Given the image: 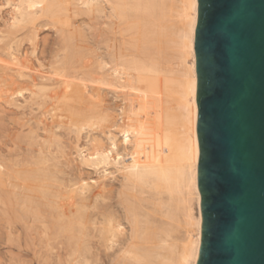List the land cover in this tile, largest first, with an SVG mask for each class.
<instances>
[{
    "label": "bare ground",
    "instance_id": "bare-ground-1",
    "mask_svg": "<svg viewBox=\"0 0 264 264\" xmlns=\"http://www.w3.org/2000/svg\"><path fill=\"white\" fill-rule=\"evenodd\" d=\"M5 6L0 82L6 89L0 102L26 110L37 104L32 110L39 106L52 119L45 122L39 113V120L33 115L38 126H30L34 117H22L30 126L21 123L27 151L0 153V220L10 224V237L5 224L0 228L6 240L17 237L18 243L11 240L17 250L32 245L29 250L45 264H197L199 0H4L0 11ZM84 15L89 26L78 19ZM39 18L58 29L55 40L60 32L62 38L50 41L59 49L50 48L49 66L42 59L50 67L43 72L41 64V72L34 68L41 60L35 66L30 56L49 53L41 48L44 37L45 45L40 41L34 52L43 30ZM87 26L93 32L88 28V38ZM20 32L34 53L21 51L15 39ZM109 92L120 104L107 99L113 97ZM21 94L26 103H16ZM4 117L0 125L6 128L13 117ZM17 133L21 141L12 140L24 144ZM17 223L28 236L22 245Z\"/></svg>",
    "mask_w": 264,
    "mask_h": 264
},
{
    "label": "water",
    "instance_id": "water-1",
    "mask_svg": "<svg viewBox=\"0 0 264 264\" xmlns=\"http://www.w3.org/2000/svg\"><path fill=\"white\" fill-rule=\"evenodd\" d=\"M197 264H264V0H199Z\"/></svg>",
    "mask_w": 264,
    "mask_h": 264
},
{
    "label": "rangeland",
    "instance_id": "rangeland-1",
    "mask_svg": "<svg viewBox=\"0 0 264 264\" xmlns=\"http://www.w3.org/2000/svg\"><path fill=\"white\" fill-rule=\"evenodd\" d=\"M0 1H2V0H0ZM2 2L4 3V0H3ZM3 3L0 2V4H3ZM6 8L8 9V7H6V6L3 8V9H4V10H3L4 12L0 11V26H1V27L4 26V21H6L5 18H6V17L8 18V14H7L8 12L6 13V11H7ZM42 17H43V16H42ZM82 17H83V18H82ZM43 18H44V17H43ZM39 19H40V18H39ZM39 19H36V21L38 20V21H37L38 23L40 22ZM41 19H42V18H41ZM41 19H40V20H41ZM78 19H79L80 22H81V21H86V20H88V17H87L86 15H84V16H80V17H78ZM43 20H44V22H42ZM43 20H41L42 25L45 24V22H46V21H45L46 18L43 19ZM36 21H35V22H36ZM88 21H89V20H88ZM88 21H86V23H84V24L89 26V24H87ZM1 22H2V23H1ZM37 22H36V23H37ZM39 24H40V23H39ZM82 24H83V23H82ZM84 24H83V25H84ZM42 25H41V26H42ZM85 25H84V27H86ZM48 26H49V25H48ZM88 26H87V29H86L85 33H83L84 35L87 34V33H89V31H88L89 29H88V28H90V27H88ZM43 27H45V29H44ZM50 27H53V26L50 25ZM50 27L47 28V26H44V25H43V26L41 27L43 30H41V28H40L41 31H40V32H39V30L37 31V32L40 33V34H39V33L37 34V36H38L40 39H39V38L36 39V41L38 40V41L36 42V44H35V45H36L35 48L37 49V51H36V49H35L34 52H36V53L39 52V49H38V48L41 47V44L45 45V43L47 42L48 45H50V44H51L50 41H52V43H53V39H54V44H55V43H59V42L61 41V40H60V38H61V32H60V38L58 39L59 35H58V37H56V38L59 40V41H57V40H55L54 37L56 36V34H57L58 32L55 31V29H56L55 27H54V29H53V28H50ZM1 29H4V27H2ZM56 30L58 31V29H56ZM54 31H55L56 34L54 33ZM90 31H91V28H90ZM83 32H84V31H83ZM86 32H87V33H86ZM21 33H22V36H21V35H19V36L17 35L16 38H15V39L18 40V41H19V39H20V41L23 43V44L21 45V42L19 41V43H20V44H19L20 49H22L21 51H23L24 54H25V52H28V51H29V52H32V51H33V48H32V47H34V45H33L31 42H27V41H28V38L26 37L27 34H26V35L24 34L25 32H20V33H16V34H21ZM96 33H98V32H96ZM96 33H94V34H96ZM23 34H24V37H23ZM58 34H59V33H58ZM67 34H68V33H67ZM91 34H93L92 31H91ZM84 35H83V36H84ZM88 35H90V33L87 34V35H85V36H86L87 38L91 36V35H90V36H88ZM96 35H97V34H96ZM40 36H41V37H40ZM92 36H93V35H92ZM25 37L27 38V41H26ZM43 37H44V40H43ZM80 37H81V36H80ZM45 38H48V39H49V42H48V39H45ZM81 38L83 39V37H81ZM81 38H79V40H80ZM84 38H85V37H84ZM87 38H86V39H87ZM94 38H95V37L93 36V39H94ZM61 39H62V38H61ZM90 39L92 40V37H91ZM22 40H23L24 42H23ZM41 40H43V42H45V40H47V41H46L45 43H43ZM40 41H41V42H40ZM88 41H89V39H88ZM88 41H87V42L85 41V42L87 43L86 46H87L88 44H90V42H91V41H89V42H88ZM4 42H5V41H4ZM4 42H2V44H4ZM39 42H40L41 44H39ZM82 42H83V40H82ZM0 43H1V42H0ZM29 43H31L33 46H32V45H29ZM37 43H38V46H37ZM47 43H46L45 46L42 45L43 47H41L42 49L45 48L44 51H46V52L49 50V53H48V52H47V53H45V52L42 53V52H41V54H44V53H45L44 56L41 55V54H39L40 52L38 53V54H39L38 57H37L38 54H32V53H34V52L31 53L32 55H30V54L28 53L30 56H33V55H34V57H31L32 63H33V61H36V60H37V62H38L39 60H41V61L38 62V63H39V64H38L39 66H38V65H37V66L35 65L37 62H36V63H35V62L33 63V65L36 66V67H34V68L37 69L38 72L41 70V67H43L45 61H47V59H48L49 57L51 58V54H52L51 51H52V50L54 51V49H55V48L53 49V46H54V47L57 46V48H58V45H59V44H58V45H53V46H52V44H51V46H47ZM49 43H50V44H49ZM78 43H79V42H78ZM80 43H81V40H80ZM80 43H79V44H80ZM81 44H82V43H81ZM81 44H80V45H81ZM39 45H40V46H39ZM82 45L85 46L84 43H83ZM0 46H1V44H0ZM4 46H5V44H4ZM29 46H32V47H31V48H32L31 51L29 50V49H31V48H29ZM46 46L49 47V48H47ZM37 47H38V48H37ZM51 47H52V48H51ZM3 48H4V47H3ZM3 48H2V49H3ZM26 48H27V51H24L23 49L26 50ZM50 48H51V51H50ZM42 49H41V51H42ZM58 49H59V48H58ZM58 49H57V50H58ZM1 51H2V50H1V47H0V52H1ZM4 51H5V50H3L2 52H4ZM55 51H56V49H55ZM5 52H6V51H5ZM56 52H57V51H56ZM56 52H54L53 55H55ZM50 53H51V54H50ZM2 54L5 55V53H2ZM2 54L0 53V58L3 59L4 56L1 57ZM21 54H22V52H21ZM47 54H48V55L50 54V55L47 57V56H45V55H47ZM40 55H41V56H40ZM35 57H36V58H35ZM82 57H83V56H82ZM4 58H6V56H5ZM33 58H35V59H33ZM52 58H53V56H52ZM52 58H51L50 60H52ZM87 58H88V57H86V58L83 57V61H84V59L87 60ZM42 59H46V60L44 61V60H42ZM80 60H81V58H80ZM83 61H82V62H83ZM40 62H41V63H40ZM47 62H48L47 65L49 66V65H50V63H49L50 61L48 60ZM40 64L42 65L41 67H40ZM45 65H46V64H45ZM45 68H48V70L50 69V67H45ZM45 68H44V67L42 68V69H43L42 72H43L44 70H46ZM39 69H40V70H39ZM84 69H85V68H84ZM37 70H36V71H37ZM40 72H41V71H40ZM0 73H1V72H0ZM1 74H2V73H1ZM1 74H0V75H1ZM1 76H2V75H1ZM1 76H0V80H3V78H1ZM1 82H2V81H1ZM1 82H0V93H1L2 90H4V88L6 89V86L3 85L4 83H1ZM2 92H3V91H2ZM24 92H25V91H24ZM24 92H23L22 94H24V95L26 94L25 96L28 97V94H27L28 92H27V93H26V92L24 93ZM22 94H21V96H20V95H18V96L15 95V98H16V99H18L19 96H20L19 98H21V99H18V101H17L16 103H21V102L23 101V100H22V96H23ZM108 94H110V92H109ZM111 94H112V95H111ZM111 94H110V97H112V96L114 97V96H115V94L113 95V92H112ZM0 95H1V94H0ZM2 95H4V93H2ZM23 97H24V96H23ZM108 97H109V95H108ZM108 97H107V99H109V101L112 100V101L114 102V100H115V101H116L115 104H117V103L120 104V102H121V101H120V102H117L120 98H118V100H117V98H115V97H114V98L112 97L113 99H112V98H108ZM24 98H25V97H24ZM25 100H27V99H25ZM3 101H4V100L2 99L1 102L5 104L6 102H5V101L3 102ZM20 101H21V102H20ZM112 101H111V102H112ZM1 102H0V104H1ZM23 102H25V101H23ZM23 102H22V103H23ZM113 102H112V103H113ZM25 103H26V102H25ZM4 104H3V105H4ZM113 104H114V103H113ZM1 105H2V104H1ZM1 105H0V113H1L2 116H0V118L3 117V115H4V116L6 115V118L4 117L5 120L13 117L12 120H13V121L16 120V122H17L16 124L18 125V127H17V125L14 124L15 121H14V122L12 121L13 123L10 121V122H7L8 125L11 124V125H9V126H10V127H9V126H7V124H5L6 121H5V122L2 121V122L6 125L5 127L7 128V130H2L3 132H0V133H1V134H0V153L3 154V155L6 154V156H7L8 154H7L6 152H9V151H10V152L12 151V153H16V152L19 153V151L23 153V152H26V151H27V147H28L27 145H28V144L26 145V143H27V139H28V138H27L26 136H27L28 132L26 131V127L28 128L29 125H27V123H28L27 120H28V119L26 120V118L31 117V118L29 119V121H32V120H33L32 122H34V123H33V124H32V122L29 123L30 126H32V125L36 126V125H37V124H36V121L39 120V116H40L39 113H43V114H45V115H43V116L41 115V116H42V117L40 116L41 119H42L43 117H46V119L43 118V121H44V119H45V122H49V121H50L49 123L52 122V119L50 120V117H51L50 112H48V113H47V112L44 113L43 111H45V109H43V108H42L43 111L39 112V111L41 110V108H40V110H38V107H39V106L37 107V110H36L35 112H34V110H32L33 107H34V109H36L35 107L37 106V104H36V105H33V106L30 107V108H27L28 106H26V108H27L28 111H27L25 108H24V109H25V110H24V109H21V108L18 109L16 106H13V105H7V103H6L7 106L4 105L5 107H7V109H5V107H4L3 105H2V106H1ZM14 107H15V108H14ZM4 110H5V111H4ZM21 110H24V112L22 111L21 114H18V113H20ZM29 110L33 111V114H32V112H31V114H30V113H29ZM12 111H13L14 113H13ZM25 111L28 112V113L26 114ZM11 112H12V113H11ZM2 113H3V114H2ZM10 113H11V114H10ZM23 113H24V114H23ZM36 114H38V115H36ZM33 115H34V116L36 115V117H37L38 120H37ZM7 116H8V118H7ZM18 116H19V117H18ZM32 116H33L34 118H33ZM48 116H50V117H48ZM22 117H26V118L23 119V120L21 121V118H22ZM47 117H48V120H47ZM14 118H16V119H14ZM32 118H33V119H32ZM31 119H32V120H31ZM1 120H3V118H2ZM9 120H10V119H9ZM25 120H26V121H25ZM46 120H47V121H46ZM7 121H8V120H7ZM18 121H19V122H18ZM20 121H21V122H20ZM23 121H25V122H27V123H25V122H23ZM21 123H22V124L24 123L25 125H24V124H23V125H24V126L27 125V126H26L25 128H23L22 125H21ZM1 124H2V123H1ZM35 124H36V125H35ZM13 126H14V127H13ZM30 126H29V128H30ZM37 126H38V125H37ZM2 127H3V129H6V128H4V126H1V125H0V128H1V129H2ZM8 127H9L10 131H9ZM14 128H15V129H14ZM13 129H14L15 132H14V131H11V130H13ZM16 130H17V131H16ZM27 130H28V129H27ZM4 131H5V132H4ZM39 131H40V133H41V130H39ZM10 132H11V133H10ZM12 132H14V133H12ZM16 132H18L19 135H20V133H22V135H24V136L20 135L21 137L25 138V141H24L23 138L20 137V138L23 140V143L25 142L24 144H22V142L19 144V142H20L21 140L19 139V136H18V138H16V137H17L16 134H15ZM42 132H43V131H42ZM5 133H6V135H5ZM18 133H17V134H18ZM23 133H24V134H23ZM65 133H68V132L65 130ZM8 134H11V135H8ZM68 134H69V133H68ZM1 135H2V136H1ZM66 135H67V134H65V136H63V137H64L63 139H64V141L66 140L65 142H67V141L69 142V139H68V137H66ZM70 135H71V137L69 136V138L71 139L74 135H73V136H72V134H70ZM14 136H15L16 139H18V141L20 140L19 142L16 141V142L19 144V146H20L19 149H18V145H17V143H15V139L12 140ZM84 136H86L85 133H84ZM65 138H66V139H65ZM84 138H85V137H84ZM67 139H68V140H67ZM13 141H14V142H13ZM70 141H71V140H70ZM83 141L85 142L86 139H84V140L82 139V143H83ZM68 142H67V143H68ZM13 143H14V144H13ZM16 145H17V147H14V146H16ZM21 146H22V147H21ZM12 147H13V148H12ZM24 147H25L26 149H25ZM15 148H16V149H15ZM20 148H21V149H20ZM22 148H23L25 151L22 150ZM8 150H9V151H8ZM16 150H18V151H16ZM21 150H22V151H21ZM12 153H11V154H12ZM20 154H21V153H20ZM23 154H24V153H23ZM4 156H5V155H4ZM8 156H10V153H9ZM8 158H9V157H8ZM93 175H94V174H93ZM94 176H95V175H94ZM193 202H194V203H193ZM192 205H193L192 207H193V209H194L193 212H194L195 216H197V215L199 214V213H198V212H199V211H198V210H199V209H198V208H199L198 203H197L196 201L193 200V201H192ZM0 206H5V204H1V202H0ZM180 214H181V213H180ZM196 214H197V215H196ZM181 215H182V214H181ZM9 216H10V215H8V217H9ZM5 218H7V217H5ZM182 218H183V216H182ZM3 219H4V218H3ZM3 219L0 220V225L5 224V223H4L5 221H2ZM180 220H181V222L179 221V223H180V224H183V226H184L185 221H182V220H184V219H180ZM7 221H8V220H7ZM182 222H184V223H182ZM6 223H7V222H6ZM19 224H20V223H19ZM19 224L17 223L18 227L20 228L19 231H21V233L18 231L17 233H19V234H17V236L19 235V238H18V239L20 240V239L24 238L23 236H25V231H26V230H25V228H23L24 226L22 227V226L19 225ZM21 224H22V223H21ZM5 225H6V228H5V226H1V227H2L3 230H5V231L7 230L6 233L8 232V236H9V234H10V233H9V232H10V231H9V230H10V226H9V225H10V224L8 223V225H7V224H5ZM22 225H23V224H22ZM7 226L9 227V228H8L9 230L7 229ZM20 226H21V227H20ZM181 226H182V225H181ZM181 226H179V227H181ZM185 226H186V225H185ZM185 226H184V228H186ZM2 228H0V231H1ZM181 228H182V227H181ZM181 228H180V229H181ZM184 228L181 229V230H186V229H184ZM23 230H24V231H23ZM181 230H180V232H181V235H180V236H182L183 233H184V231H181ZM5 231H3V232L1 231V232H0V233H1V234H0V259H1V260H0V264H13L14 262H15L14 264H43V263L45 264V261L42 260L43 258H40V257L38 256V254H37V255H36V254H33V252H31L32 250H31V251L29 250V249L32 248V247H31L32 245L30 246V245L28 244V245H29V246H28V249H26V251H25V250H22V249H25V248H26V247H24V245H23V247H22L21 245H22V244H25L26 242H28V241H27V240H28V239H27L28 236H25V238H26V239H25L26 242L24 241V239H22V240L19 241V243L22 241V242L20 243L21 245H19V247H20V246L22 247V249H21V250L23 251V252H22L20 249L17 250V248H18L17 246H18V245L15 244V243L13 242V241H15L14 239L17 238V237H15L14 239H10V241H7L6 239L8 238V236L6 235V233H4ZM180 232H179V234H180ZM2 233H3L4 235H3ZM195 233H196V231L193 232V234H195ZM22 234H24V235H22ZM26 234H27V232H26ZM5 235H6V238H5ZM20 236H21V238H20ZM9 237H10V236H9ZM182 237H183V236H182ZM11 238H13V236H12ZM8 239H9V238H8ZM11 240H13V241H11ZM16 240H17V239H16ZM10 242H12V243H10ZM15 242L18 243V240L15 241ZM24 242H25V243H24ZM25 246H27V244H26ZM35 246H36V245H35ZM30 247H31V248H30ZM33 247H34V245H33ZM11 249H12L13 251H14V250L17 251V253H15V251L13 252ZM24 251H25V252H24ZM14 253H15L16 255H15ZM13 254H14V255H13ZM11 256H12V257H11ZM11 258H13V260H12Z\"/></svg>",
    "mask_w": 264,
    "mask_h": 264
}]
</instances>
